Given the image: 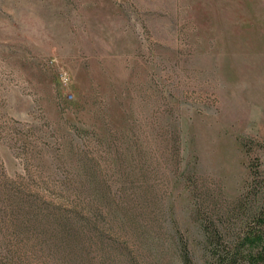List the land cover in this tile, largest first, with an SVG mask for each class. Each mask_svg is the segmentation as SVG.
I'll return each instance as SVG.
<instances>
[{
  "label": "rangeland",
  "instance_id": "1",
  "mask_svg": "<svg viewBox=\"0 0 264 264\" xmlns=\"http://www.w3.org/2000/svg\"><path fill=\"white\" fill-rule=\"evenodd\" d=\"M257 157L264 0H0V264H75L45 217L104 193L197 233L188 178L234 200Z\"/></svg>",
  "mask_w": 264,
  "mask_h": 264
},
{
  "label": "trees",
  "instance_id": "2",
  "mask_svg": "<svg viewBox=\"0 0 264 264\" xmlns=\"http://www.w3.org/2000/svg\"><path fill=\"white\" fill-rule=\"evenodd\" d=\"M249 171L251 181L234 200L224 196L220 183L203 187L194 175L188 178L194 203L190 219L197 224V233L175 217L169 220L167 213L157 212L156 204L147 198L108 197L107 193L98 199L99 206H89L91 216L83 219L82 225L74 221L76 209L66 212L57 208L55 219L45 217L43 227L47 229L43 231L58 242L64 241L60 245L68 257H74L75 264H264V170L260 157L250 161ZM114 207L118 213L113 215ZM105 211L112 214L111 220L104 217ZM28 223L30 230L33 223ZM80 233L86 240L83 258L77 253ZM2 264L13 263L6 260Z\"/></svg>",
  "mask_w": 264,
  "mask_h": 264
},
{
  "label": "built area",
  "instance_id": "3",
  "mask_svg": "<svg viewBox=\"0 0 264 264\" xmlns=\"http://www.w3.org/2000/svg\"><path fill=\"white\" fill-rule=\"evenodd\" d=\"M73 95H69V97L71 98Z\"/></svg>",
  "mask_w": 264,
  "mask_h": 264
}]
</instances>
